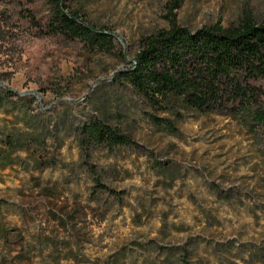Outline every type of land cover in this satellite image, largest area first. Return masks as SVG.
Masks as SVG:
<instances>
[{"label": "rangeland", "instance_id": "rangeland-1", "mask_svg": "<svg viewBox=\"0 0 264 264\" xmlns=\"http://www.w3.org/2000/svg\"><path fill=\"white\" fill-rule=\"evenodd\" d=\"M171 5L65 0L113 35L102 51L50 29L53 0H0V264H264V130L153 108L119 76L170 19L260 22L264 0Z\"/></svg>", "mask_w": 264, "mask_h": 264}, {"label": "trees", "instance_id": "trees-1", "mask_svg": "<svg viewBox=\"0 0 264 264\" xmlns=\"http://www.w3.org/2000/svg\"><path fill=\"white\" fill-rule=\"evenodd\" d=\"M171 11L180 0H170ZM50 29L82 39L90 48L111 51L113 35L87 22L65 0H53ZM119 76L156 109L225 113L250 130H264V13L260 22L244 14L237 26L219 24L191 30L169 20L166 29L146 36L133 63ZM8 92V91H6ZM98 138L127 139L103 124Z\"/></svg>", "mask_w": 264, "mask_h": 264}]
</instances>
